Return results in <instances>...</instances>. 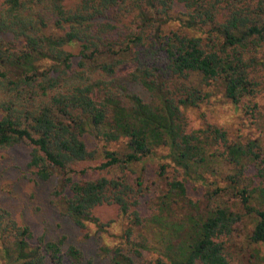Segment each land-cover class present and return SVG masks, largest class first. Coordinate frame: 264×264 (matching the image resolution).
<instances>
[{"label":"trees","instance_id":"1","mask_svg":"<svg viewBox=\"0 0 264 264\" xmlns=\"http://www.w3.org/2000/svg\"><path fill=\"white\" fill-rule=\"evenodd\" d=\"M120 73L141 83L149 100L123 94ZM212 87L260 120L264 0L0 1V148L27 144L28 166L43 181L58 178L54 195L79 227L104 230L94 209L117 207L127 222L121 241L103 246L106 264H138L142 250L154 264H264L261 140L231 139L213 123L187 130L184 108ZM85 134L121 144L102 149L92 177L90 166L77 168L99 155ZM164 147L165 187L154 198L142 171ZM222 162L233 172L221 186L209 177ZM170 166L184 178L167 175ZM188 180L211 189L193 199ZM223 192L233 200L216 203ZM62 245L0 207V264H82L80 248Z\"/></svg>","mask_w":264,"mask_h":264},{"label":"rangeland","instance_id":"2","mask_svg":"<svg viewBox=\"0 0 264 264\" xmlns=\"http://www.w3.org/2000/svg\"><path fill=\"white\" fill-rule=\"evenodd\" d=\"M118 82L122 88H125L123 94L134 92L140 94L145 100H149L147 90L138 81L129 79L120 73ZM211 90L212 94L197 106L184 108L187 130L213 123L224 128L231 139L246 142L247 139L258 138L264 146V94L255 98L258 103V112L262 117L257 121L253 116L251 117L250 112L242 107H236L224 97L219 88L212 87ZM84 139L90 148L98 149L99 155L95 160L78 164L77 168L90 166L87 176L92 177L100 173L97 166L105 160L102 149L121 148V144L106 143L88 134L84 135ZM29 151L30 147L27 144L0 148V207L10 210L19 222L29 224L35 236H43L50 240L62 238L63 249L69 245L80 248L83 254L82 264H106L110 254L104 251L103 246L112 247L121 241L119 236L127 219L119 214L115 205L103 204L96 207L94 213L100 217L101 221L107 222L104 230H98L92 222H87L84 227L76 225L70 217L63 213L54 195L58 178L52 176L46 181L39 179L33 169L28 166ZM166 153V147L157 148L156 154L146 162L142 171L144 184H150L151 196L157 195L165 187V180L158 176V168L160 163L168 161L166 157H163ZM134 168L136 172H128L132 177L139 173L140 165ZM219 172L217 176L212 175L209 179L215 181L218 179L217 183L222 186L225 185L224 176L232 173L233 170L222 162ZM167 175L184 178L182 170L175 171L173 166L168 168ZM186 186L189 196L193 199L204 198L208 192L207 189H211L202 186L200 182L191 180L186 181ZM230 196V193L223 192L221 197L215 198V202L221 203L224 200L231 202L233 197ZM150 204L149 196L142 199L141 206L144 214L148 212ZM240 230L244 231L245 226H240ZM243 233H237L239 236H235V240L240 242L244 236ZM230 250L232 256L237 258L238 252L235 246ZM134 258L138 264H154L153 255L146 250H142L140 254H134Z\"/></svg>","mask_w":264,"mask_h":264}]
</instances>
